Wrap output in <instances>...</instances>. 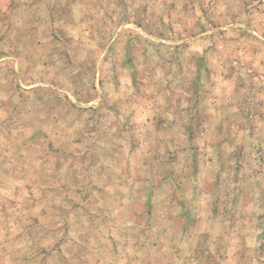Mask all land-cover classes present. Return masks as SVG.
<instances>
[{
	"label": "rangeland",
	"instance_id": "1",
	"mask_svg": "<svg viewBox=\"0 0 264 264\" xmlns=\"http://www.w3.org/2000/svg\"><path fill=\"white\" fill-rule=\"evenodd\" d=\"M190 263L264 264V0H0V264Z\"/></svg>",
	"mask_w": 264,
	"mask_h": 264
},
{
	"label": "crops",
	"instance_id": "2",
	"mask_svg": "<svg viewBox=\"0 0 264 264\" xmlns=\"http://www.w3.org/2000/svg\"><path fill=\"white\" fill-rule=\"evenodd\" d=\"M21 184V183H20ZM187 234H191V235H193L194 233H192V232H190V231H187L186 232ZM199 234H201L202 235V233H199ZM204 235H206V236H210L211 234H210V232H209V230H207V231H204ZM219 235V234H218ZM215 236H217V235H215ZM141 263V262H140ZM190 264H192V263H190Z\"/></svg>",
	"mask_w": 264,
	"mask_h": 264
}]
</instances>
